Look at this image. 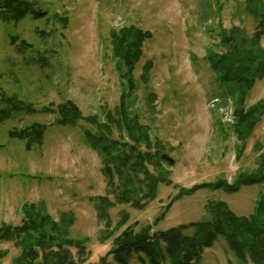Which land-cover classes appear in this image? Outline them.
Wrapping results in <instances>:
<instances>
[{
	"label": "rangeland",
	"instance_id": "1",
	"mask_svg": "<svg viewBox=\"0 0 264 264\" xmlns=\"http://www.w3.org/2000/svg\"><path fill=\"white\" fill-rule=\"evenodd\" d=\"M32 1L43 16L27 14L17 24L0 19V91L4 94L0 111L11 108L7 98L32 109V113H12L0 123V225H19L22 204L41 203L55 220L62 213L73 216L69 236L87 240L82 264H97L105 256L115 264L107 254L113 239L123 232L136 234L149 228L155 234L207 221L211 215L206 205L216 201L238 216L251 215L261 191L258 185L243 186L235 193L200 188L181 194V189L218 179L232 182L238 172L257 167L264 149L262 116L237 159L234 98L219 84L206 57L209 50L220 51L223 30L239 27L248 35L255 31L256 21L245 11L247 0ZM129 26L151 34L134 72L137 88L132 98L156 155L165 156L161 166L170 182L158 184L156 197L143 209L117 202L102 172V157L84 135L85 129L93 133L98 129L86 121L75 127L58 126L55 115L44 110L71 101L84 118L104 121L107 112L114 114L124 80L112 54L111 32ZM147 61L152 69L144 85L139 78ZM263 96L264 78L255 84L245 107ZM33 124L47 126L41 143L27 149V141L9 139V131ZM120 136L112 127L110 137L120 140ZM148 169L158 175L153 166ZM98 198H106L110 205L108 228L98 218ZM109 232L112 237L102 242ZM72 254L76 258L75 250ZM17 255L11 242H0V264H10ZM140 257L145 258L132 254L128 264H148ZM199 264L244 263L220 238L203 251Z\"/></svg>",
	"mask_w": 264,
	"mask_h": 264
},
{
	"label": "trees",
	"instance_id": "2",
	"mask_svg": "<svg viewBox=\"0 0 264 264\" xmlns=\"http://www.w3.org/2000/svg\"><path fill=\"white\" fill-rule=\"evenodd\" d=\"M245 11L256 21L255 31L248 35L239 27L223 30L219 35L220 51L209 50L206 55L219 84L228 89L234 98L232 132L238 141L237 159L242 156L246 141L264 116V96L255 104L245 107L255 84L264 78V48L261 46L264 37V0H247ZM27 14H32L34 18L43 16L35 11L32 0H0V19L17 24ZM150 37V32L135 26L111 32L112 54L124 80V88L114 114L107 112L104 121L95 116L84 118L71 101H65L55 109H44L55 115L54 123L58 126L75 127L80 121H86L98 129L97 133L85 129V138L101 155L102 172L108 186L113 188L111 190L117 202L131 203L136 209H143L156 197L158 184H170L161 166L166 160L156 155L158 150L154 151L147 129L140 124L138 112L134 108L135 98H132L137 88L134 72L143 56L142 47ZM15 41L16 38H13L12 44ZM151 69V61L142 66L139 78L142 84L149 82ZM3 96L0 91V101H3ZM5 102L11 108L8 112L0 111V123L12 113H32V109L22 108L23 104L16 99L7 98ZM112 127L121 134L120 140L110 137ZM46 128L45 125L33 124L21 130L9 131L8 137L27 141L26 148L30 149L35 142L41 143ZM260 149L257 147V151ZM257 158L254 170L238 172L232 182L218 179L191 190L181 189V194H191L200 188L235 193L243 186L258 185L261 191L251 215L238 216L222 201L209 202L206 209L211 219L155 234H150L149 228L136 234L132 231L123 232L113 239L107 256H111L115 264H128L132 254H143L145 258L140 257V261L148 264H199L203 251L221 238L240 262L264 264V149ZM150 166L158 171V175L148 169ZM98 199V218L105 221L108 228L110 221L106 208L110 205L106 198ZM20 213L22 219L19 225H0V242H11L18 250V255L10 264H82L86 257L87 240H74L69 236L73 224L71 214L62 213L59 220H55L41 203H24ZM162 217L163 214L160 219ZM126 220L125 216L120 225ZM189 229H192V233H187ZM112 235L113 232L107 233L101 241ZM72 250L76 251V258ZM97 264L111 263L107 262L105 256Z\"/></svg>",
	"mask_w": 264,
	"mask_h": 264
},
{
	"label": "water",
	"instance_id": "3",
	"mask_svg": "<svg viewBox=\"0 0 264 264\" xmlns=\"http://www.w3.org/2000/svg\"><path fill=\"white\" fill-rule=\"evenodd\" d=\"M164 158H165V156H164Z\"/></svg>",
	"mask_w": 264,
	"mask_h": 264
}]
</instances>
